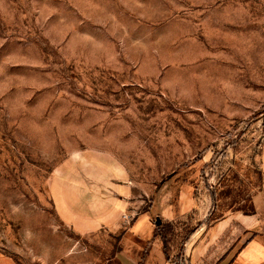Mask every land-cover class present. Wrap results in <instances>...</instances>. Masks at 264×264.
<instances>
[{"label": "rangeland", "instance_id": "374dc122", "mask_svg": "<svg viewBox=\"0 0 264 264\" xmlns=\"http://www.w3.org/2000/svg\"><path fill=\"white\" fill-rule=\"evenodd\" d=\"M263 145L264 0H0V264H107L144 216L168 264L233 253Z\"/></svg>", "mask_w": 264, "mask_h": 264}, {"label": "crops", "instance_id": "0c3cea01", "mask_svg": "<svg viewBox=\"0 0 264 264\" xmlns=\"http://www.w3.org/2000/svg\"><path fill=\"white\" fill-rule=\"evenodd\" d=\"M261 169L264 175V145L261 154ZM102 193V190L99 193L97 192L96 220L85 215H76L72 207L65 202V210L71 221L81 222L84 225L92 224V222L95 221L94 223H97V230L104 225H114L118 219V210H115V208L110 210V206L113 205L114 207L118 206V204L114 201H102L104 196ZM101 206L103 207L101 208ZM257 220V225H255V227H258L257 229L248 228L241 222L235 223L241 230L237 238V242L239 243L235 252L233 251V253H230V250H228V248L226 249L227 246L224 245L222 246L223 249L221 248L222 251L219 250L220 253L217 254L218 258L215 259L213 255L215 250L218 251L215 247L217 239L227 233V231L234 229V222H232L223 230H219V234L216 235V238L214 235L213 238H215V240L213 242L208 243V241H206L199 247V250L197 249L195 254L198 261H204L203 264H264V207L261 212L258 213ZM147 246L148 250L145 251ZM228 246L231 245L228 244ZM144 251L145 255H143ZM107 264H168L161 240L155 230L150 228L147 217H140L133 226L125 232L121 250Z\"/></svg>", "mask_w": 264, "mask_h": 264}, {"label": "water", "instance_id": "95a60500", "mask_svg": "<svg viewBox=\"0 0 264 264\" xmlns=\"http://www.w3.org/2000/svg\"><path fill=\"white\" fill-rule=\"evenodd\" d=\"M161 224L160 219H157V225L159 226Z\"/></svg>", "mask_w": 264, "mask_h": 264}, {"label": "trees", "instance_id": "16d2710c", "mask_svg": "<svg viewBox=\"0 0 264 264\" xmlns=\"http://www.w3.org/2000/svg\"><path fill=\"white\" fill-rule=\"evenodd\" d=\"M192 235V234H191Z\"/></svg>", "mask_w": 264, "mask_h": 264}]
</instances>
